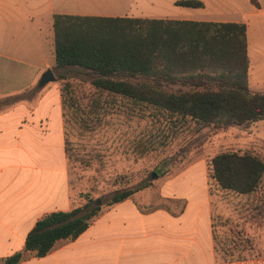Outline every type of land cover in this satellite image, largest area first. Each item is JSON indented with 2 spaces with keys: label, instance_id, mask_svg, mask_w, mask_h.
<instances>
[{
  "label": "rangeland",
  "instance_id": "374dc122",
  "mask_svg": "<svg viewBox=\"0 0 264 264\" xmlns=\"http://www.w3.org/2000/svg\"><path fill=\"white\" fill-rule=\"evenodd\" d=\"M174 1L0 0V88L22 84L32 67L41 66L42 74L48 70L43 64L46 60L52 62L54 14L85 12L116 17L248 22L249 82L256 92H264V0H254L259 8L256 14L250 0H199L203 7L195 9L175 6ZM16 67L24 72L13 74ZM53 71L58 73L55 68ZM60 71L75 88L73 95L90 101V77L76 70ZM254 83L259 86L253 87ZM100 98L103 108L90 119L85 117L86 124L69 110L65 113L72 208L82 205L85 195L99 200L100 206L114 190L134 187L143 181L149 184L132 196L137 204L146 209L164 205L166 202L156 195L165 178L179 174L196 160L208 163L221 151H248L264 161V119L241 126L211 125L195 131L189 121L172 124L151 108L136 107L118 97ZM185 171L177 176L174 188L192 194L197 184L203 183L202 168L197 165ZM151 174L156 177L151 179ZM207 185L217 248L221 246L219 239H235L240 242L223 246L239 256L264 258V177L257 191L250 195L221 190L208 178Z\"/></svg>",
  "mask_w": 264,
  "mask_h": 264
},
{
  "label": "trees",
  "instance_id": "16d2710c",
  "mask_svg": "<svg viewBox=\"0 0 264 264\" xmlns=\"http://www.w3.org/2000/svg\"><path fill=\"white\" fill-rule=\"evenodd\" d=\"M174 5L203 7L199 0H176ZM52 29L54 67L87 74L93 90L90 101H84L73 95L68 76L59 74L63 119L69 110L86 124L85 117L90 119L103 108L102 95L151 108L172 124L189 121L195 131L264 119V92H252L248 86L242 22L57 13ZM263 177L264 161L248 151H221L207 163V178L238 195L256 192ZM148 184L116 189L100 206L85 195L80 206L43 215L25 236L22 251L45 256L56 241L75 239L105 208L131 198ZM23 259L22 252H16L2 264Z\"/></svg>",
  "mask_w": 264,
  "mask_h": 264
},
{
  "label": "crops",
  "instance_id": "0c3cea01",
  "mask_svg": "<svg viewBox=\"0 0 264 264\" xmlns=\"http://www.w3.org/2000/svg\"><path fill=\"white\" fill-rule=\"evenodd\" d=\"M258 9L255 6V14ZM228 21L246 25L247 41L248 22ZM248 48L247 43V54ZM51 56L52 62L46 60L43 65L52 71L53 81L39 86L43 70L37 66L22 84L0 88V264L16 252L24 257L18 264H264V258L239 256L223 246L240 242L235 239L223 237L217 248L203 159L165 178L156 196L166 204L146 209L131 197L105 208L75 239L56 241L45 256L23 252L25 236L38 219L72 208L57 79L63 69L54 67L53 47ZM19 72L24 70L16 67L13 74ZM250 84L248 68V86L256 92ZM197 165L202 168L203 183L192 194L178 192L174 188L177 176Z\"/></svg>",
  "mask_w": 264,
  "mask_h": 264
},
{
  "label": "water",
  "instance_id": "95a60500",
  "mask_svg": "<svg viewBox=\"0 0 264 264\" xmlns=\"http://www.w3.org/2000/svg\"><path fill=\"white\" fill-rule=\"evenodd\" d=\"M54 80V76H53V73L50 69H48L47 71H45L39 81H38V85L39 86H43L45 85L46 83H48L49 81H53ZM156 176L154 174H151V179H154ZM99 200L96 201V204L98 205L99 204Z\"/></svg>",
  "mask_w": 264,
  "mask_h": 264
}]
</instances>
